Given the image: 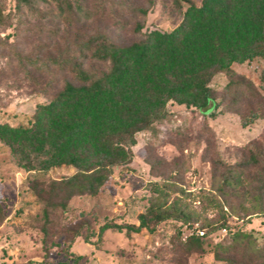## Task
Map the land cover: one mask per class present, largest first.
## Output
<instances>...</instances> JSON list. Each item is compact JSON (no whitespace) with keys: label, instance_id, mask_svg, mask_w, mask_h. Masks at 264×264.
<instances>
[{"label":"trees","instance_id":"obj_1","mask_svg":"<svg viewBox=\"0 0 264 264\" xmlns=\"http://www.w3.org/2000/svg\"><path fill=\"white\" fill-rule=\"evenodd\" d=\"M157 1L15 0L7 12L0 0V28L13 29L24 41L0 35V74L11 76L15 89L27 87L46 100L36 105L27 126L0 122V142L22 172L35 175L27 185L43 205L45 259L61 229L60 234L70 233L73 264L81 262L71 249L78 238L89 243L95 232L81 225L63 229L55 218L66 214L72 199L99 195L116 170L132 163L139 134L165 135L176 119L170 104L205 117L225 104L245 128L264 120V70L256 85L234 69L264 61V0H170L180 23L171 31H145ZM219 74L227 79L220 92L212 86ZM210 148L205 158L212 164V184L199 196L224 217L264 215V143L250 144L248 154L234 164ZM61 167L74 174L47 181L37 175ZM180 178L153 183L138 226L105 223L98 239L109 230L155 233L160 224L177 221L183 229L175 237V253L203 254L208 234L183 241L185 226L193 227L197 217L179 198L170 201L171 194L191 195ZM4 222L0 204V227ZM225 228L229 232L213 247L216 261L264 264V238L227 222L220 229Z\"/></svg>","mask_w":264,"mask_h":264},{"label":"rangeland","instance_id":"obj_2","mask_svg":"<svg viewBox=\"0 0 264 264\" xmlns=\"http://www.w3.org/2000/svg\"><path fill=\"white\" fill-rule=\"evenodd\" d=\"M7 12L15 7V0H1ZM201 0H195L200 3ZM186 7V5H184ZM181 21V14L173 8L170 0H158L145 21V31L158 29L171 31ZM1 37L18 41L13 29L0 28ZM4 62H0V67ZM235 71L256 85L260 84L264 61L254 60L235 65ZM12 78L0 74V122L11 126L29 125L37 104L45 98L31 89H15ZM225 75H217L212 86L220 92L226 85ZM220 99L217 100L219 102ZM176 115L171 129L161 138L147 133L137 136L133 147L132 163L116 170L105 189L97 196L76 197L69 202L66 214L57 216L63 229H75L79 225L87 233L95 232L89 243L76 240L71 252L81 256L79 264H222L214 259V245L225 238L220 229L224 222L237 230L254 233L264 238V215L237 218L223 216L219 209L199 196L201 190H209L212 184V164L205 157L206 150L218 151L222 158L234 164L248 154V146L254 142L264 143V120L243 127L241 117L221 104L205 117L197 110L169 105ZM179 172V173H177ZM74 170L61 167L46 174H37L44 180H60L70 177ZM180 176L185 192L171 194L170 201L179 198L187 211L197 217L195 225L204 228L208 238L204 240L203 254L190 257L176 254L173 243L183 229L180 222L167 221L160 224L155 233L107 231L102 240L98 232L105 223L139 225V216L146 211L152 195V185L163 179ZM35 175L22 172L10 150L0 142V204L5 222L0 227V264H73L74 258L67 250L69 234L57 229L53 239L57 244L45 259L43 233L41 232L42 203L28 188V181ZM191 227V226H190Z\"/></svg>","mask_w":264,"mask_h":264},{"label":"built area","instance_id":"obj_3","mask_svg":"<svg viewBox=\"0 0 264 264\" xmlns=\"http://www.w3.org/2000/svg\"><path fill=\"white\" fill-rule=\"evenodd\" d=\"M222 232L226 235L229 232V229H223ZM206 231L204 229H201L199 226L194 225L193 227L185 226L183 232H182V240L186 241L190 236L195 235L198 237H205Z\"/></svg>","mask_w":264,"mask_h":264}]
</instances>
